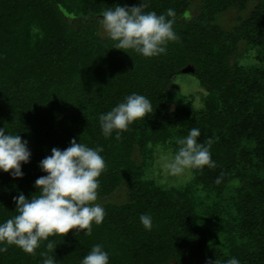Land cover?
<instances>
[{
  "label": "trees",
  "instance_id": "16d2710c",
  "mask_svg": "<svg viewBox=\"0 0 264 264\" xmlns=\"http://www.w3.org/2000/svg\"><path fill=\"white\" fill-rule=\"evenodd\" d=\"M139 3L0 0V128L21 134L32 154L22 179L0 172V223L16 214L15 197L36 194L35 181L45 175L40 162L76 138L103 149L98 202L106 216L92 236L73 230L50 237L57 264H81L97 244L109 264H226L232 257L264 264V0H149L146 11H176L180 38L167 55L150 59L114 49L100 34L104 9ZM231 9L247 14L226 29L221 19ZM187 65L205 91L200 108L170 96ZM132 93L146 96L153 112L121 140L115 133L106 139L99 114ZM193 127L199 142L212 141L216 167L194 170L181 187L148 179L155 146L175 151L170 141ZM119 189L125 203L104 202ZM143 214L152 216L150 231ZM46 243L36 255L8 246L0 264H43Z\"/></svg>",
  "mask_w": 264,
  "mask_h": 264
},
{
  "label": "clouds",
  "instance_id": "9594fccd",
  "mask_svg": "<svg viewBox=\"0 0 264 264\" xmlns=\"http://www.w3.org/2000/svg\"><path fill=\"white\" fill-rule=\"evenodd\" d=\"M148 7L149 0H140L137 6L117 5L103 10L98 21L114 42V49L150 59L167 55L168 45L180 42L174 30L176 11L169 8L158 15L155 11H146ZM152 112V104L146 96L132 93L110 111L99 114L101 132L106 139L115 133L114 138L119 141L134 122L145 120ZM200 136V129L193 127L187 136L170 141L178 146L175 151L155 146L157 163L165 178H190L194 170L216 167L210 151L212 141L201 143ZM148 147L153 146L149 144ZM102 151L100 147L77 143L76 138L64 150H51L39 164L45 175L35 181L36 194L30 199L23 193L15 197L16 214L0 223V254L7 252L8 246H15L36 255L47 242V251L40 252L43 264H57L55 256L49 255L56 249L50 237L63 238L73 230L92 236L93 225H101L106 216L104 207L98 202L99 178L107 170ZM31 155L28 141L23 140L21 134L0 128V172L9 173L13 179H22V166L30 162ZM139 219L145 230L152 229L150 214H143ZM81 264H109V254L97 244L83 257ZM208 264L219 262L209 260ZM226 264H240V261L232 257Z\"/></svg>",
  "mask_w": 264,
  "mask_h": 264
},
{
  "label": "rangeland",
  "instance_id": "374dc122",
  "mask_svg": "<svg viewBox=\"0 0 264 264\" xmlns=\"http://www.w3.org/2000/svg\"><path fill=\"white\" fill-rule=\"evenodd\" d=\"M198 7L195 5L191 7L189 11V17L196 15ZM247 13H240L236 9H231L225 13L221 19L222 26L226 29H230L235 25L238 17H245ZM100 34L103 37H107L102 26L100 25ZM247 60V59H246ZM245 60V61H246ZM182 95L188 101H190L196 108L202 107V98L205 95L204 89H202L193 74H180L175 77L170 87V96ZM154 159L151 165L146 170V177L153 179L160 185L166 187H181L185 185L190 178H177V177H164L159 164L157 163V155L154 151ZM125 189H119L113 196L106 199L104 202L122 204L126 202ZM102 205V204H101Z\"/></svg>",
  "mask_w": 264,
  "mask_h": 264
},
{
  "label": "water",
  "instance_id": "95a60500",
  "mask_svg": "<svg viewBox=\"0 0 264 264\" xmlns=\"http://www.w3.org/2000/svg\"><path fill=\"white\" fill-rule=\"evenodd\" d=\"M101 16V15H100ZM100 16H98V17H100ZM97 17V18H98ZM194 68L192 67V66H190V65H187L185 68H183L181 71H180V73L181 74H194Z\"/></svg>",
  "mask_w": 264,
  "mask_h": 264
}]
</instances>
